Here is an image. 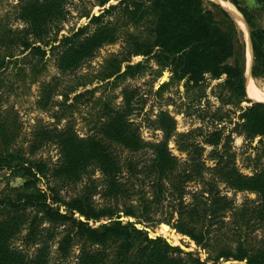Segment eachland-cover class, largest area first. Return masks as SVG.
Returning <instances> with one entry per match:
<instances>
[{"label": "trees", "instance_id": "1", "mask_svg": "<svg viewBox=\"0 0 264 264\" xmlns=\"http://www.w3.org/2000/svg\"><path fill=\"white\" fill-rule=\"evenodd\" d=\"M146 1L149 2L146 12L153 14L152 38L128 33L125 48L105 61L97 79L111 85L141 73L145 61L130 63L135 56L154 57L162 67L156 77L165 68L171 73L170 80L162 82L154 94H159L171 80L188 90L199 87L205 75L222 79L216 85L220 98L223 103L232 102L239 110L234 129L226 135L223 127L177 131L173 116L161 110L149 120L161 132V139L146 142L132 120L135 104L146 99H135L134 89L122 92L118 107L110 100L98 99L94 131L85 137L79 136L70 121L59 126L62 113L46 127L35 129L24 146L15 119L10 120L0 112V170L23 180L15 187L5 181L0 191V264H208V261L215 264L220 258L264 264V234L261 239L253 236L264 231V162L261 155H255L253 173L242 174L231 150L232 132L237 130L249 141L264 138V101L252 102L247 98L241 30L228 12L207 0ZM230 1L243 12L249 25L251 76L264 80V28L254 26L246 10L235 0ZM259 1L264 4V0ZM112 8L92 14L86 24L59 37V29L52 33L47 27L46 21L51 17L47 7L33 3L22 6L21 11L34 20L35 27L17 30L5 26L0 30V47L5 48L0 55V71L14 64L19 72L29 67L35 78L45 69L48 54L54 55L60 73L75 71L103 42L112 41L116 27L101 20L102 14ZM141 14L133 17L139 19ZM15 46L18 54L13 52ZM89 82L77 83L67 90L65 109L71 106L66 104L69 94ZM43 85L38 102L46 107L53 89L49 83ZM83 95L76 93L73 99ZM243 101L249 105L240 106ZM170 142L183 156L172 153ZM53 143L58 154L55 162L49 156H37L40 149ZM111 144L130 153L151 152L142 169L144 176L151 179L152 198H141L136 205L123 204L121 210L116 203L97 207L93 202L96 191L93 179L77 195L63 198L60 185L76 183L92 164L104 177L106 195L127 196V188L120 181L123 164L109 150ZM123 163L135 172L131 158H124ZM220 184L233 191L253 193L255 199L247 198L234 205L222 193ZM154 205L160 206L163 213L159 222L193 240L207 254L204 259L164 236L149 237L135 227L131 218L152 221L149 212Z\"/></svg>", "mask_w": 264, "mask_h": 264}, {"label": "rangeland", "instance_id": "2", "mask_svg": "<svg viewBox=\"0 0 264 264\" xmlns=\"http://www.w3.org/2000/svg\"><path fill=\"white\" fill-rule=\"evenodd\" d=\"M212 2V0H207ZM231 5L236 13L241 16L243 24L236 20L241 30V35L245 44V81L249 74L247 68L251 69L252 51L249 48V25L244 19L243 12L235 6L230 0H223ZM242 6L256 27L264 28V4L259 0H235ZM30 3L35 5L43 4L49 9V18L47 27L50 26L52 33L59 29L58 36L61 34H70L75 31L81 24H86L92 14L102 12L109 6H112L110 12L102 14L101 20L112 23L116 30L112 41L103 42L94 52L86 58L81 66L75 71L60 73L55 63L54 55L46 57L45 69L34 78L30 74L29 67H25L24 72H19L16 65H8L0 71V112L1 115L7 116L10 120L15 119L19 128V140H24V146L29 143L33 137L34 130L44 128L46 125L56 121V117L61 116L63 119L59 126L67 122H71L76 132L81 137L91 134L94 131V120L99 114L100 103L98 99L110 100L115 107L121 106L122 92L125 89L135 90V99H146L142 103H136V111L132 115V120L139 127L141 137L146 142H158L161 139V132L155 130L151 126L149 120H153L161 110L167 111L176 122L177 131H187L192 128H200L203 131L212 130L214 127L224 128V134H228L234 129V122L238 120V107H234L232 102L223 103L219 95V88L216 85L222 79H212L209 75H205L199 87H191L184 90L181 83L172 81L162 88L159 94H154L159 85L170 80L171 73L167 68L163 69L162 74L156 77L161 65L154 57L146 58L135 56L130 63L145 61V69L134 77H125L119 79L115 84H106L100 82L97 78L104 69L105 61L112 55L121 52L129 39L128 33L136 34L144 39H151L150 25L153 20V14L146 12L149 2L146 0H0V30L3 27L21 30L24 28H34V20L25 16L21 11L22 6L28 7ZM214 3V2H212ZM134 4L138 6L134 7ZM208 8L215 9L207 5ZM138 13H142L139 19L133 17ZM216 12V11H215ZM94 25L90 30H94ZM31 36V35H30ZM4 47H0V55L4 53ZM49 50V46L46 47ZM249 49V50H248ZM17 46L13 47V52L18 54ZM250 51V53H249ZM251 57V58H250ZM250 61V62H249ZM254 85H256L264 93V80L254 79L250 77ZM34 79V80H33ZM90 80L89 83L78 86L74 93L69 94L66 104L71 106L65 109L64 94L70 87L77 83ZM249 80V79H248ZM51 85L52 97L46 107H42L38 102L41 95V87L43 84ZM44 86V85H43ZM90 90V92H86ZM76 93H84L78 99H73ZM225 94H228L225 92ZM248 98V97H247ZM249 99V98H248ZM253 102V101H252ZM248 102L243 101L240 106L245 107ZM150 118V119H148ZM42 126V127H41ZM236 130V128H235ZM238 131V130H237ZM232 132V151L235 152V161L239 171L245 175L253 173L255 155H261V162H264V138L255 137L249 141L245 138L244 133ZM27 141V142H26ZM172 153L176 156L180 155L173 143H169ZM113 154L118 156L120 164H123L120 181L124 182L127 188V196L124 193L105 194L103 175L100 174L96 165L87 167L85 173H81L80 179L76 183L64 182L60 185V195L69 199L77 195L82 186L87 181L93 179L96 184V191L93 195L94 205L97 207L103 205L113 206L116 203L119 210L123 204H138L141 198L150 199L153 196L151 187V179L146 178L143 172V165L151 156L149 150H142L137 153H130L120 145L111 144L108 147ZM43 158L49 156L52 162L58 158L55 143L45 146L37 152V156ZM124 158H131L136 165L135 172L128 170L124 165ZM136 163V164H135ZM5 181L10 186H18L23 180L20 176H14L7 170H0V191L4 188ZM193 186L191 185V188ZM223 194L227 195L234 205L242 204L247 198L255 199V194L246 191H233L225 188L220 184ZM63 208V207H62ZM121 213V212H120ZM152 221L139 222L135 218H131L135 227L144 230L149 237L164 236L169 239L172 244H179L183 249L191 250L200 258L204 259L207 254L203 249L197 248L194 242H191L186 236L180 235L170 225L159 222L163 213L160 206H152L149 212ZM124 220L129 217H123ZM102 221H106L103 218ZM264 231H257L253 236L257 239L263 238ZM182 235V234H181ZM175 238V240L170 239ZM76 249V248H75ZM77 253V252H76ZM70 261H74L71 259ZM244 264L238 261H224L220 258L215 264ZM212 264V261H208Z\"/></svg>", "mask_w": 264, "mask_h": 264}, {"label": "bare ground", "instance_id": "3", "mask_svg": "<svg viewBox=\"0 0 264 264\" xmlns=\"http://www.w3.org/2000/svg\"><path fill=\"white\" fill-rule=\"evenodd\" d=\"M221 2V4H223L224 6H226L227 8H229L231 11L234 12V16L237 18L236 20H238V22L243 24V21L241 19V16L236 13L233 9V7L229 4H227V2H224L223 0H219ZM249 48H250V44H249ZM249 50V49H248ZM251 50V48H250ZM250 53V51H249ZM251 58V57H250ZM250 62V61H249ZM247 74H249L247 81L245 82V88L247 87V96H249L250 98H252L253 100L256 101H264V93L256 86L254 85V83L251 80V73H250V67L249 70L247 68Z\"/></svg>", "mask_w": 264, "mask_h": 264}, {"label": "water", "instance_id": "4", "mask_svg": "<svg viewBox=\"0 0 264 264\" xmlns=\"http://www.w3.org/2000/svg\"><path fill=\"white\" fill-rule=\"evenodd\" d=\"M212 2H214L215 4H218L222 9H224L226 12H228L231 16L235 15L233 11H231L229 8H227L226 6H224L223 4H221V2L219 0H212ZM249 44H250V48H251V43H250V39H249ZM251 73V71H250ZM251 101H256L253 100L252 98H250L249 96H247ZM180 237H183V235L180 234ZM191 242H193V240L189 239Z\"/></svg>", "mask_w": 264, "mask_h": 264}]
</instances>
